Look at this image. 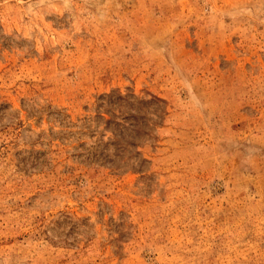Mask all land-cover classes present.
Returning a JSON list of instances; mask_svg holds the SVG:
<instances>
[{
  "label": "rangeland",
  "instance_id": "obj_1",
  "mask_svg": "<svg viewBox=\"0 0 264 264\" xmlns=\"http://www.w3.org/2000/svg\"><path fill=\"white\" fill-rule=\"evenodd\" d=\"M0 264H264V0H0Z\"/></svg>",
  "mask_w": 264,
  "mask_h": 264
}]
</instances>
